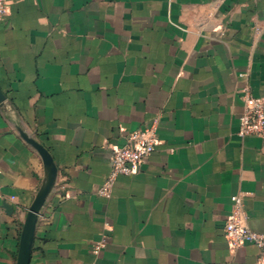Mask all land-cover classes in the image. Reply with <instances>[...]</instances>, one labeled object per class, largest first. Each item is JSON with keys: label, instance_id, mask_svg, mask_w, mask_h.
<instances>
[{"label": "crops", "instance_id": "crops-1", "mask_svg": "<svg viewBox=\"0 0 264 264\" xmlns=\"http://www.w3.org/2000/svg\"><path fill=\"white\" fill-rule=\"evenodd\" d=\"M6 2L0 264L45 175L20 130L57 167L30 264H258L224 225L238 194L264 232V136L238 134L244 93L264 96V0ZM154 119L153 153L100 195L112 148Z\"/></svg>", "mask_w": 264, "mask_h": 264}, {"label": "built area", "instance_id": "built-area-1", "mask_svg": "<svg viewBox=\"0 0 264 264\" xmlns=\"http://www.w3.org/2000/svg\"><path fill=\"white\" fill-rule=\"evenodd\" d=\"M8 12L6 0H0V18ZM245 106L239 116L238 134L241 136H264V96H252L244 93ZM158 143V120L127 135L121 146L112 148L110 172L99 188L98 193L109 196L119 175H131L137 172L155 150ZM232 209L224 225V237L231 249L246 243L254 244L259 252L258 264H264V232H256L244 222V212L240 195L231 196Z\"/></svg>", "mask_w": 264, "mask_h": 264}, {"label": "water", "instance_id": "water-1", "mask_svg": "<svg viewBox=\"0 0 264 264\" xmlns=\"http://www.w3.org/2000/svg\"><path fill=\"white\" fill-rule=\"evenodd\" d=\"M5 101L6 95L0 88L1 108L4 107ZM20 135L40 154L45 172L42 184L27 210L21 230L19 248L16 258V264H30L31 250L39 213L54 186L57 175V167L50 152L40 142L29 136L22 130H20ZM4 206L7 209H10V206L8 204L5 203Z\"/></svg>", "mask_w": 264, "mask_h": 264}]
</instances>
